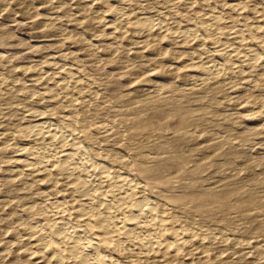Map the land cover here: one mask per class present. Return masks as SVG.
<instances>
[{"label":"rangeland","instance_id":"rangeland-1","mask_svg":"<svg viewBox=\"0 0 264 264\" xmlns=\"http://www.w3.org/2000/svg\"><path fill=\"white\" fill-rule=\"evenodd\" d=\"M77 240L96 264H264V0H0V264H80Z\"/></svg>","mask_w":264,"mask_h":264},{"label":"bare ground","instance_id":"bare-ground-1","mask_svg":"<svg viewBox=\"0 0 264 264\" xmlns=\"http://www.w3.org/2000/svg\"><path fill=\"white\" fill-rule=\"evenodd\" d=\"M48 129H49V127H48ZM46 132L44 131V133L46 135H48V133H51L52 131L48 130ZM57 155L54 154V153H50V152L47 153L46 152L44 157H45V159H48V160H44V161L45 162H49V159H50L54 163L53 159L58 157ZM66 156H68V155L66 154ZM66 158L67 157L61 159V157L59 156V158H57L56 161L68 162L69 169L76 168L77 165L80 163V159L79 158L78 159L77 158L74 159L75 157L74 158H67V159ZM64 159H66V160H64ZM47 165H49V164L47 163ZM83 166H84V172L83 173L80 172L78 174L81 175V177H82V179H83V181L85 182L86 185H88V184L92 185L93 183H103V182H105V178H100L97 181L94 180L93 175H95V174L93 172L91 173L90 171L87 172V167L88 166L86 164H84ZM76 171H78V169ZM92 198H97L98 201L101 202L102 204L105 202L104 198L100 197L99 195H90L88 200H91ZM103 213H104L103 216H104V218L106 220V223H107L106 227H108V230H110L111 232H118L119 233V232H121V230L124 229V226L129 223V222L128 223L127 222H123L122 217H121L122 214H121L120 210H118V209H114V208H110V207H106L105 206V209L103 210ZM102 220L104 221L103 218H102ZM134 222H135V224H133L132 225L133 227H131V228H132V231L135 234L129 238L128 246L129 245H134V244L135 245H137V244H143V245L147 244V246H149V245L151 246V244H152L151 237L146 236V235L150 236L149 232L151 231V229H150L151 227H150V225L148 223V220H147L146 216L142 217L141 219L137 218L136 221H134ZM38 235L39 234H37V236ZM39 237H40V239H42V235L39 236ZM60 240L62 242H64L65 244L64 245L55 244V246L53 247V251L54 252H57V253H63L64 252V249L67 246V242L62 237L59 238V241ZM49 245H50V243L48 241L44 240V243H43L44 247L43 248L48 249ZM80 253H86V254H92L93 253L91 251V249L85 244V240H77L76 242L73 241L72 242V248H71V254L75 257V259L78 260V262L80 264H96V263L91 262V260H94L93 258H90L89 259L90 261H85V260L84 261H79L77 256Z\"/></svg>","mask_w":264,"mask_h":264}]
</instances>
